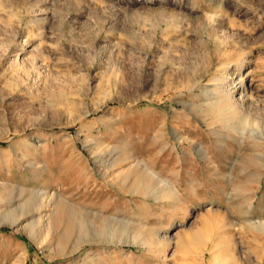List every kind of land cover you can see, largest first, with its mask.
Returning a JSON list of instances; mask_svg holds the SVG:
<instances>
[{"label": "rangeland", "instance_id": "374dc122", "mask_svg": "<svg viewBox=\"0 0 264 264\" xmlns=\"http://www.w3.org/2000/svg\"><path fill=\"white\" fill-rule=\"evenodd\" d=\"M216 76L263 129L264 0H0V264H264V137Z\"/></svg>", "mask_w": 264, "mask_h": 264}, {"label": "bare ground", "instance_id": "6f19581e", "mask_svg": "<svg viewBox=\"0 0 264 264\" xmlns=\"http://www.w3.org/2000/svg\"><path fill=\"white\" fill-rule=\"evenodd\" d=\"M37 6V5H36ZM185 8V7H184ZM40 10V9H39ZM39 10H37V11H39ZM32 12L33 11H35V9H32L31 10ZM160 12H161V14H162V11L160 10ZM165 13V12H164ZM171 21H173V20H171ZM179 21H181V24H176L175 25V27L176 28H174V30L175 31H180V30H182L183 29V26L184 25H186V21L184 20V19H177L176 20V23L177 22H179ZM175 22V21H174ZM43 30V29H42ZM40 31V33H43V31ZM39 33V35H42V34H40ZM26 41V40H25ZM25 41H23V42H25ZM226 43V42H225ZM25 44V43H24ZM222 44H223V42H222ZM25 46V45H24ZM226 46V45H225ZM228 47H230V46H228ZM22 48H23V46H22ZM38 49L39 48H41L40 47V44H38V47H37ZM228 49V48H227ZM170 50V49H169ZM168 52V51H167ZM169 53V52H168ZM33 54H34V52H31V60L29 61V65H27L28 66V69H30V68H33L34 67V58H35V56H33ZM165 55H166V53H164ZM164 55V56H165ZM168 55V54H167ZM169 56V55H168ZM161 57H163V55L161 56ZM166 57V56H165ZM165 57L164 58H162V59H165ZM167 59V58H166ZM172 60V59H171ZM166 61V60H165ZM173 61V60H172ZM17 62V61H16ZM165 63V62H164ZM188 64V63H187ZM15 65V64H14ZM17 66H18V64H17ZM26 66V65H25ZM26 66V67H27ZM20 67V66H19ZM20 68H18V70H19ZM27 69V68H26ZM27 69V70H28ZM22 70V69H21ZM206 70V69H205ZM198 75H195V78L193 79V81H192V83H190L189 82V80H188V82L190 83V85L188 86V88H189V90L190 91H192L193 89H195V88H199V89H201V94H197V93H195V95L197 94V95H200L201 97H202V83H201V81H202V67H200V70H198ZM189 76V75H188ZM188 79V78H187ZM191 79V78H190ZM213 80L214 81H216V82H218V84L217 85H215V89H211V90H207L208 91V93H210V94H208V95H210V98L208 99L209 101H208V103H207V105L209 106V111L210 112H215V113H217V114H219V115H221L220 117H222L221 118V120H223L224 122H225V129H226V135H225V138H232V140L233 141H235V142H238V141H244L246 138H251L252 136H254V135H261V137H264V128L263 129H260L259 128V122H256V121H253V120H251L250 118L252 117H250V116H248V114H239L238 112H237V110H236V108H241V103L240 104H237V100L236 101H234L235 99H233V96H232V94H231V91H230V89H226L225 88V86L223 85L224 84V81H225V79H224V77H222V76H220V77H218V76H216L215 78H213ZM213 81V82H214ZM187 83V82H186ZM168 85V84H167ZM230 91V92H229ZM207 93V92H206ZM236 102V103H235ZM184 105H185V107L186 108H188V109H191V107L193 106V104H192V102H184L183 103ZM66 109V108H65ZM70 109V108H69ZM76 109V108H75ZM72 109H70V111H71ZM74 110V109H73ZM80 110V109H79ZM247 110V109H246ZM239 112H240V110H238ZM72 112H74V111H72ZM261 112V111H260ZM77 113V112H76ZM79 113V112H78ZM88 113V111H86V112H84V113H81L82 115H83V117L86 115ZM218 115V116H219ZM74 116V115H73ZM76 116V115H75ZM74 118V117H73ZM76 119H74V120H72V121H75ZM220 121V120H219ZM223 121H221V122H223ZM83 127H86V126H83ZM90 127V126H89ZM223 127V126H222ZM212 129V128H211ZM214 129V128H213ZM212 129V130H213ZM224 129V130H225ZM83 130V128H81V131ZM201 150V149H200ZM205 151H203V149H202V158L203 159H205L204 158V154H207L206 152L204 153ZM133 165V164H132ZM33 166H34V164H33ZM141 185V182H137L136 183V188H138L139 186ZM144 185V184H143ZM252 203V202H251ZM251 203H247L248 204V208L251 206ZM33 205V204H32ZM35 205V204H34ZM34 207V206H33ZM37 207H39V206H37ZM252 208V207H251ZM250 208V209H251ZM59 211V210H58ZM60 213H61V210H60ZM59 213V214H60ZM23 214V213H22ZM26 214V213H25ZM57 214V213H56ZM63 214V213H62ZM62 214H60V215H62ZM67 214H68V212H67ZM75 214V213H74ZM77 215V214H76ZM78 215H81V214H78ZM67 216V215H66ZM70 216V215H69ZM68 216V217H69ZM3 218H11V220L13 221V222H18L17 220V218L11 213V214H5L4 215V217ZM57 218V217H56ZM60 218V217H59ZM64 218H67V217H64ZM71 218H73V217H71ZM71 218H67L68 220L70 219V221L72 220ZM74 218H76V216H74ZM78 218V217H77ZM76 218V219H77ZM84 219H86L85 217H83ZM61 219V218H60ZM63 219V218H62ZM66 219V221L67 222H69L68 220ZM76 219H75V221H71V222H76ZM83 219V220H84ZM6 220H8V219H6ZM81 219H77V222H78V224H79V231H80V233H79V235H80V237H79V240H78V242H77V244L72 248V250L71 251H73V252H75V251H77V250H79L80 249V247H81V245L83 244V242H85L86 240H84V238L85 237H87L88 235H87V231H84L85 230V227L84 226H86V222H83L82 220V222L80 221ZM93 223V222H92ZM102 223L104 224L103 225V229L102 230H100L101 228H99V230H96V233L94 232L95 230L92 228V230H93V232H94V234H96V235H98L99 237L100 236H103V237H106V238H111L112 236H113V232H112V230H111V228L109 227V225H108V223H106V220L105 219H103L102 220ZM89 224H90V222H89ZM248 224H250V226L251 227H253L254 229H256V230H258V231H260L261 233H264V224H255V223H248ZM68 225V224H67ZM90 225H92V224H90ZM226 224H223V226H225ZM46 226V227H45ZM44 227L46 228V231H44V232H46L47 234H51V232L53 231V228H54V224H53V221L50 219V220H48V222H47V225H45ZM227 226V225H226ZM69 227V226H68ZM100 227V226H99ZM71 228V227H70ZM69 229V228H68ZM32 230V229H31ZM70 230V229H69ZM81 230H82V232H81ZM87 230V229H86ZM71 231V230H70ZM69 231V232H70ZM115 231V230H114ZM78 232V231H77ZM90 232V231H89ZM45 233V234H46ZM92 233V232H91ZM36 234V233H35ZM34 234V235H35ZM46 234V235H47ZM63 234V233H62ZM90 234V233H89ZM115 234V233H114ZM85 236V237H84ZM92 236H93V234H92ZM92 236H90V237H92ZM95 236V235H94ZM97 236V238H99ZM63 237H65V235H63ZM78 237V236H77ZM89 237V236H88ZM102 237V238H103ZM61 238V237H60ZM94 238V237H93ZM134 238V237H133ZM132 237H131V239H133ZM178 238V241L179 242H181V243H183V238H182V236H178L177 237ZM90 239V238H89ZM88 240V239H87ZM107 240V239H106ZM104 241V240H103ZM108 241H110V240H108ZM59 246L61 247V248H64V243H63V241H60L59 242Z\"/></svg>", "mask_w": 264, "mask_h": 264}]
</instances>
